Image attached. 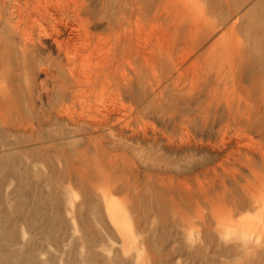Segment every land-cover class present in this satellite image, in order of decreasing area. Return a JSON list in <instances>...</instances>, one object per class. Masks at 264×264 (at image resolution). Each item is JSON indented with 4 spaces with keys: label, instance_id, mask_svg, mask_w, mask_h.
I'll list each match as a JSON object with an SVG mask.
<instances>
[{
    "label": "rangeland",
    "instance_id": "374dc122",
    "mask_svg": "<svg viewBox=\"0 0 264 264\" xmlns=\"http://www.w3.org/2000/svg\"><path fill=\"white\" fill-rule=\"evenodd\" d=\"M87 2L93 4L90 10L94 9L93 12L97 13L100 1ZM4 12H0V97L4 103L2 121H6L7 125L0 121V264H7L6 261L8 264H264V216L259 220L258 210L244 209L238 214L228 210V213L223 211L216 216L203 198L193 193L198 185L204 186L205 183L206 186L215 175H235L237 171L236 175L244 172L243 177H246L247 170L242 161L239 162L240 154L259 149L264 152V137L258 133H236L232 128L225 127L220 130L225 124V99H229L236 108L238 103L243 105L245 99L257 101L264 97V59L261 57H264V0H176L175 48L178 60L189 52L192 54L188 61L200 54L203 57L207 55V49L233 23L236 24L234 34L241 43V50L253 60L246 63L245 58L236 68L237 72L233 73L235 77L226 75V89L216 83L212 75L207 80L202 76L191 83V72H184L186 75L183 73V78L179 79L182 90L178 91V88L175 94L169 88L170 91H167L173 92L171 97L174 94L172 98L165 92L164 107L175 106L174 111L178 107L180 112L175 111L178 113L176 116L184 115L191 120L187 134L196 146L193 150L189 149V154L186 153L189 150L179 153L174 147L166 148L165 141L153 144L154 148L141 140L134 142L127 135L123 138L114 132L109 135L107 130L100 133L75 132L67 123L68 113L74 118L81 115L94 122L100 119L98 110L102 112L104 108L121 105L124 106L122 113L125 110V118L132 119L131 127L135 124V129L155 128L166 132L172 142L175 141L174 145L180 140H187V135L166 119L169 115L160 114L162 116L158 121L148 114L132 118L133 100L126 96L113 97L109 89H96L99 93L91 95L85 86L77 88L70 82L62 85L50 79L46 71L50 72L57 60L51 42L46 38H41L43 41L35 38L39 47L35 44V53L33 50L28 53L31 58L26 56L27 62H24L19 47L13 39L6 38L3 21L6 22L7 17ZM146 15L148 17L143 21L145 33L149 27L150 12L147 11ZM224 22L221 26L220 23ZM209 24L216 31L201 42L202 31ZM96 27L91 30L92 34L107 36L105 23ZM248 28L262 32L251 33ZM33 34L36 37V33ZM223 48L229 49L226 46ZM217 50L215 56L219 54ZM262 50L263 54H259ZM95 56L90 61L77 62L81 65L77 70L82 73L80 76L87 78L94 73L98 57ZM202 56L199 59L201 66L205 59ZM46 59H50L51 67L49 63L46 66ZM132 60L133 67L137 68L135 60ZM188 61L183 63V67ZM48 67L50 70H47ZM124 69L135 79L130 67ZM144 72L143 76L139 72L145 79L146 87L141 97L149 101L152 98L147 83L149 76ZM47 90L49 102L46 100ZM74 91L79 93L80 102L74 98ZM100 93L102 97L98 96ZM58 107L62 110L58 111ZM213 116L216 119L214 122ZM161 117H165L166 121H162ZM12 120H15L14 123ZM172 129L175 131L172 132ZM222 136L224 141L227 140L225 143L229 138L239 141L238 148L233 146L232 151L226 150L233 152L230 156L226 151L220 153V157L216 154L223 143ZM101 140L105 143H100ZM205 171L207 174H204ZM212 171L219 173L212 176ZM259 173L264 176L263 172ZM189 190L192 193L188 194ZM230 192L234 199L241 198L237 190L230 188ZM106 198L112 207L118 206L116 209L127 222L130 243L121 236L110 218ZM249 218L252 220L251 228L246 225ZM31 252L35 257L29 261L25 257Z\"/></svg>",
    "mask_w": 264,
    "mask_h": 264
},
{
    "label": "bare ground",
    "instance_id": "6f19581e",
    "mask_svg": "<svg viewBox=\"0 0 264 264\" xmlns=\"http://www.w3.org/2000/svg\"><path fill=\"white\" fill-rule=\"evenodd\" d=\"M87 1L88 0H0V7L2 8V10L4 9L6 11L4 12L5 13L4 15H6L7 17L5 18L6 22L3 21V23H5L4 29H5L6 36H7L6 38L7 40L11 39V41L13 39L14 44H16L17 47H19L18 50L20 49V55L22 56L24 62H27L26 56L28 55V53H31L32 50L35 53L34 49L36 50L35 44H37V41H39L41 38H46V40H49L51 42V46L53 47L56 53L55 59L57 60L56 66L52 67L50 72L46 71V75L50 77V79L55 80L59 84H62V85H65V82H70L74 84L77 88L85 86L88 88V92L91 93V95L94 92L99 93V91H97L96 89L98 90L109 89L113 97L117 98V97L126 96L129 99L133 100V106L131 108L132 118L133 117L138 118L140 115L148 114V115H151L152 118L158 121L160 120V116L165 115L166 117L167 115H169L167 116L166 119H169V122L172 123L173 127H176L183 134L185 133L187 135V140L186 141L180 140L178 144L174 145L175 141L172 142L171 138L167 136L168 134H166V132L158 131L155 128H152V130L151 129L147 130L146 128L135 129L134 128L135 124L133 125V127H131L132 119L128 120V118H125L124 116L125 110H124V113H122L124 106H121V105L120 106L114 105L109 108L108 107L104 108L105 110H103L102 112L101 110H98L100 111V113L97 112L100 114V119L94 122L86 120L84 116L82 118L81 115H79L81 118L79 116L78 117L75 116L76 118H74L71 115H68L69 114L68 113L67 123H69V125L75 130V132L90 131L91 133H96V132L100 133V131L107 130L109 131V135L113 132L116 133L117 136L122 137V138L127 135V137H130L132 141L134 142L138 141L139 143V140H141L143 144L150 143L152 145L153 144L158 145V142L165 141L167 143V145L165 144L166 148L168 146H169V149L170 147L171 148L174 147L176 149L175 151H178L179 153L181 152L183 153L191 148L193 150V146H196V144L194 143L192 138H190L189 135L187 134L191 120L184 118L183 117L184 115L176 116L178 115V113L175 111L178 110L180 112V108L178 109V107H177V110L174 111L173 108L175 106L172 108H169L170 106L168 105L167 108L169 109L167 110V108H165L163 105L164 94L167 90H169V88H172V91L174 90L175 94H176L175 91L178 90V88H179L178 91L182 90V88L179 86V82L183 78L182 75L184 72L185 73L191 72V77H192V79L190 78L191 83H193L195 79L197 78L199 79L202 76H204L205 80H207L210 77V75H212L213 80H215L216 83L222 84V88H224L226 84L225 78L227 77L226 76L227 74L233 75V73L237 70L236 68L243 63L245 58L247 60L245 61L246 63L253 62V60L251 61V58L247 56L248 55L247 52L241 50V46H240L241 43L234 34L235 32L234 30L236 29L235 28L236 24L235 23L231 24L230 27H228V30L225 31V33L223 32V34H221L222 36H220L218 40H216L215 43H213L207 49V53L204 52V54L206 53L207 55H204L205 59L204 60L202 59L203 62L201 60L202 62V66H201L200 65L201 63L199 60L201 59L200 57L202 56L201 54L200 56L197 55L196 57H194V59L188 61L190 57V53H191L189 52L185 55V57L182 58V60L180 59L178 60L179 55L177 54L178 52H176V48H175L176 41H177L176 32H175L176 31V18H177L176 17V0H98L100 2H98L99 10L98 12L96 11L97 13L93 12L94 9L92 11L90 10V5L92 3H90L89 5L88 4L89 2ZM3 11L0 10V12H3ZM147 11L150 12V15H149L150 18H149L148 31H146L147 33H145L146 28H145L143 21L146 17H148L146 15ZM97 15L100 17L99 18L96 17ZM2 19H4L3 16H2ZM44 20L46 23V28L43 27ZM0 22H2V20H0ZM101 23H105V26H106L105 31L108 32V34H106L107 36H101V34L100 36L99 35L96 36L95 33L92 34L91 32V30L94 27H96V25L98 26ZM224 24L225 22L220 23L221 26H224ZM215 26H217V24ZM214 28L215 27L212 24H209L203 29L202 31L203 40L201 42H203L206 39L205 37L208 38L214 35V31H216ZM254 30H255L254 28H248L247 31L251 33H255V34H261L262 32V31L255 32ZM33 33H36V37H34L35 35ZM35 38H37V41H35L36 40ZM9 43H11L10 40H9ZM10 46L12 47V44ZM223 46L229 47V49L228 48L225 49L223 48ZM215 48L218 49L217 53H219L216 56L214 55L216 53ZM12 49H14V47ZM252 52L254 53L253 50ZM258 53L259 52L255 54H258ZM261 53L263 54V50L259 54ZM95 55L98 57L96 58ZM92 56H95L96 61H97L96 66L94 65L96 69L94 73L91 74V76L89 75L87 76V78L85 77L86 78L85 79L84 77L80 76L82 75V73L80 74L77 70L79 66H81L80 64L82 62L84 63L85 60L88 61L90 58H92ZM16 57H18V55ZM204 57L202 56V58ZM261 57L262 59H264L263 55ZM132 59L135 60L137 68L133 67L134 64L132 62L133 61ZM49 61L50 59H46V66L49 63ZM78 61H80V64L77 63ZM185 61H188V62H187V65L183 67L184 66L183 63H185ZM260 61L261 59H259V62ZM257 62H258V59H257ZM49 65L51 67L50 63ZM123 65L131 68L130 70L133 72L132 74L134 75L135 79L129 76L131 74L129 71L128 72L130 74L129 75L127 74V72L124 69L126 67H123ZM50 67H48L47 70H50L49 69ZM83 68L86 69L85 65ZM85 69H83V71ZM143 70L147 73V76H149L147 83L149 87V93L150 95H152V98L149 101H147L148 99L145 101L141 97L142 95L145 94L144 88H146L144 85L145 79L141 77V73L143 72ZM88 73L90 74L91 72L88 71ZM185 73L184 75H186ZM142 76H143V73H142ZM135 87H137V89L139 88V90H136ZM169 91H167L166 93H169V94L173 93L172 91L171 92ZM213 92L214 91H212V93ZM75 93L76 95L73 94L75 96L73 97L78 99L79 93H77V91ZM101 93L98 96L102 97L101 95L103 94ZM61 96L62 95H60V97ZM83 96H80L79 98ZM96 97L97 95L95 96V98ZM170 97H171V94H170ZM46 100L47 102H49L48 90L46 92ZM204 100L205 99H203V101ZM256 100L257 101H254L252 99H245L243 105L242 103H238L237 107L234 108L231 101H229V99L227 100L225 99V109H224L226 110V116H224L225 124L222 126L220 130H222L224 127L232 128L234 131H236V133L247 134V133L255 132L256 134L258 133L261 137H264V97L258 98ZM74 103H75V100H74ZM7 104L9 103L7 102ZM3 105L4 103H3L2 97H0V121H2L3 119V115H2ZM79 105L81 106V104ZM172 105H173V101H172ZM83 108L80 110H83ZM94 109L95 108H93V111ZM61 110L59 108L58 111H61ZM68 111H71V110H68ZM86 111L88 112V110ZM91 112L92 111L90 110V113ZM179 114H183V113H179ZM165 117H161V120L166 121ZM212 118H213L212 122L216 121V119L214 120V116ZM12 121L14 123L15 120H12ZM63 121H66V120L64 119ZM206 121H209V120H206ZM2 122L4 125H7L6 121H2ZM204 122H205V119H204ZM18 124H14V125L17 126ZM220 124H221V121H220ZM24 126H26V124ZM11 128H14V127H11ZM21 129H23V127ZM173 131L175 130L172 129V132ZM92 138H94V136ZM95 138L98 139L97 137ZM221 141L223 142L221 144V142L219 141L221 145L217 143L220 146V148H218L217 150L218 153L215 150L217 155H219L220 153L222 154L224 153V151L229 150V149L230 151H232L233 146L236 147L237 144L239 143V141H237V138L236 139L229 138L228 142L225 143V141L227 140L224 141V136H222ZM100 143L103 144L105 142H102L101 140ZM95 144H96V140H95ZM236 148H238V146ZM172 151H174V149ZM230 151H226L229 153V156L231 153ZM186 153L189 154L190 150L189 152H186ZM231 154H233V152ZM236 154L239 155V153H236ZM242 155L240 154L239 162L242 161L241 164L247 170V173L245 172L246 177H243L244 172L240 173V175H236L238 173L236 171L235 175H232V174H229L228 176L215 175L213 179L212 176L214 172L212 171L211 179L213 180L210 181V183L207 182L208 184H206V186H205V183H204V186L196 184L198 185L197 186L198 188L196 187V190L193 193L203 198V201H205L208 204L212 214L216 215V214H219L220 212L223 213V211L227 212L228 210H229L228 212L235 211L236 213L240 212L243 209L249 210V211L258 210V215H259L258 217L260 220L261 217L264 216V176H262L259 172L264 173V152L261 151L260 149L251 150V151H244ZM234 157L235 156H233V158ZM221 158H224V157H221ZM222 171L223 173L225 172V170H222ZM210 172H211V169H210ZM204 174H207V172L205 171ZM207 178L209 180L210 176ZM230 188H233L237 190L238 192H240L241 198L236 197L240 199H234L232 197V194H230L231 193ZM182 192H185V191H182ZM187 192L188 194L189 192L192 193V191L190 190ZM104 195L108 196V193L107 195L106 193ZM106 204L108 206V209L111 211L110 218L115 223V226L117 227L119 233L124 239L126 238V240H128L130 243V240H129V237L131 234L130 228L126 224L127 222L121 216L120 211L116 209V207L118 206H114L115 208L112 207V204H109V202L107 201V198H106ZM114 213L115 214L117 213L118 216H116L117 214L114 215ZM233 213H230V214H233ZM232 216L234 217V215ZM249 219L248 220L246 219L247 220L246 225L248 226L247 228H251V225H252V220L250 219L251 221H249ZM243 222L245 221L243 220ZM243 222H239V223L242 224ZM28 256L25 258H27L30 261V259L35 257V254L34 252H31V254H28ZM29 261L27 263H29ZM6 263L8 264L9 262L6 261Z\"/></svg>",
    "mask_w": 264,
    "mask_h": 264
}]
</instances>
